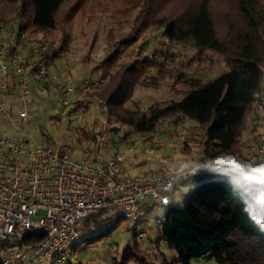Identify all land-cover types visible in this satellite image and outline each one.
Masks as SVG:
<instances>
[{
	"label": "trees",
	"instance_id": "1",
	"mask_svg": "<svg viewBox=\"0 0 264 264\" xmlns=\"http://www.w3.org/2000/svg\"><path fill=\"white\" fill-rule=\"evenodd\" d=\"M25 1L27 5H31V11L27 18H24L25 9L21 10L17 16L20 22L17 23L14 39L8 37L11 42L8 59L9 80L12 84L17 78L15 58L22 57L27 61L37 54L50 50L51 55L46 59V67L50 74H55L54 62L62 58L69 42V36L65 34L57 42L45 40L23 57L20 50L26 40L22 35L32 38L39 34L46 37L53 33L57 28L56 15L62 4L68 0ZM231 1L242 25L230 24L225 41H220L216 36L208 0L198 2L182 18L167 20L163 17L153 20V24L163 29L169 42H190L197 50L215 52L225 60L229 68L227 72L203 84L196 81L189 82V90L179 101H170L164 106L150 108L148 111L140 109L134 102L131 108L128 107L135 88L140 87L144 82L145 74L156 68V64L148 59L123 67L109 76L108 82L98 89H90L83 94L70 97L69 105L80 110L86 109L92 101L98 100L105 118V122L94 124L89 135L84 134L79 137L80 142L87 143L90 147L83 150V159L78 161L90 163L98 156L103 160L123 156L120 172L123 176H133L130 175V168L124 165L123 154H119L117 150L110 157L106 152L103 153L102 148L106 138L110 134H117L123 127L139 134L143 141H150L154 136L151 132L161 119L181 114L203 131L201 140L196 144L199 155L206 157L211 163L226 165L231 161L228 155L233 154L249 164L250 159L255 156L247 149L258 144L260 132V121L256 116L252 121V128H249L250 144L240 141L242 132L246 129L247 113L250 109L253 110L256 99L264 93V13L259 6V0ZM116 55L117 53L111 54L109 61L102 64L101 68L96 67L97 70L101 69L104 72H102V80L105 79L106 68L110 67ZM26 66V62L22 63L23 68ZM36 79L43 83L42 90L45 95L33 92L31 89L33 100L30 112L33 111V103L36 100L48 99L50 89L62 102V91L70 87V85H57V80L45 82L39 77ZM85 81L94 82L91 79H82L73 86H82ZM111 122L114 126H109ZM176 123L170 122L168 126L175 127L178 124ZM166 133L167 130L163 134ZM103 136L105 139L102 141ZM120 140L125 143L127 136ZM190 143L195 144L188 139L183 154L193 152V155L180 167L167 171L157 168L134 175L172 174L188 168L195 160V150ZM43 145L52 149L48 143ZM55 152L71 155L65 147H60ZM252 167L258 166L255 164ZM199 190H202V193L198 194ZM206 194L211 196V199L201 202L199 199L206 198ZM183 196L184 202L181 208L170 207L173 201L167 207L169 209L164 216L163 229L159 235L155 234L157 243L162 241L176 252V263L190 264L193 259L209 256L216 264H264V216L262 220L255 218L247 194L229 173L222 171L217 175L201 174L188 185ZM121 222L127 221L112 216L106 209L89 214L81 225L80 244L92 245L99 238L108 236ZM94 229H100V234L91 236ZM131 234L133 246H128L123 251L120 264L130 262L151 264V259H146L138 247L140 240L132 230ZM113 264H117L116 261ZM163 264L173 263L164 260Z\"/></svg>",
	"mask_w": 264,
	"mask_h": 264
},
{
	"label": "rangeland",
	"instance_id": "2",
	"mask_svg": "<svg viewBox=\"0 0 264 264\" xmlns=\"http://www.w3.org/2000/svg\"><path fill=\"white\" fill-rule=\"evenodd\" d=\"M198 2L201 0H68L62 4L56 15V30L46 37L39 34L29 38L25 35L23 38L26 42L20 50L21 55L27 56L45 40L57 42L64 34L68 35L67 51L62 54L61 59L55 61L57 67L54 75L57 76L56 84L60 86H73L82 79H91L104 86L109 76L123 67L145 59L152 60L156 68L145 74L144 82L135 88L131 104L128 105L131 108L134 102L140 109L148 111L150 108L164 106L170 101H179L189 90V82L203 84L229 69L225 60L217 53L197 50L190 42H169L163 29L153 24V20L163 17L167 20L182 18ZM259 6L264 13V0H259ZM208 7L216 36L220 41L227 38L230 24L242 25L231 0H208ZM23 8L24 18H27L31 5H27L25 0H0V23L10 25L16 21L20 22L17 16ZM116 53L110 67L106 68L105 79L102 80L104 72L96 67L101 68L102 64L109 61L111 54ZM70 101L69 97L68 103ZM98 102L92 101L84 110L75 109L70 104L63 112L61 99L50 89L48 99H38L33 103L30 124L24 131L13 127L0 115V136L7 133L20 139L25 138L32 146L48 143L54 151L65 147L73 158L82 160L83 150L90 146L80 142L79 137L89 135L96 122L97 125L105 122ZM254 120L255 114L250 109L246 116V129L242 132L241 143L250 144L249 128H252ZM172 122H177V126L169 127L170 122L166 123L150 141H143L139 134L122 127L117 134H110L106 138L102 151L109 157L116 150L123 154L124 165L130 168V175L157 168L167 171L180 167L193 155V152L183 154L188 139L195 143H190L195 150L194 158L199 155L196 144L201 140L203 131L198 125L187 120ZM111 125L114 126L113 122L109 126ZM95 129L97 130V127ZM166 130L167 133L163 134ZM124 136H127V141L122 143L120 139ZM131 146L133 150L128 152L127 148ZM246 165L253 168L249 164ZM187 188L188 186L175 191L170 207H182L183 195ZM200 193L202 190L198 191V194ZM210 199L211 196L206 194V198L199 200L204 202ZM168 209H160L151 216L162 218ZM99 234L100 229H94L91 236ZM157 240L156 235L149 232L148 237L139 241L138 247L144 257L150 258L151 264H163L164 260L178 264L176 252L162 241L157 243ZM128 246H133L131 230L127 222H121L108 236L99 238L92 245L79 244L75 264H113L114 261L120 264L122 253ZM190 264L216 263L209 256H203L191 260Z\"/></svg>",
	"mask_w": 264,
	"mask_h": 264
},
{
	"label": "built area",
	"instance_id": "3",
	"mask_svg": "<svg viewBox=\"0 0 264 264\" xmlns=\"http://www.w3.org/2000/svg\"><path fill=\"white\" fill-rule=\"evenodd\" d=\"M17 21L0 23V115L13 127L24 131L30 124L31 88L27 73L45 82H54L46 59L51 51L24 61L15 58L16 80H9L11 42L8 39ZM25 37V34L22 35ZM26 62L27 66L22 67ZM100 82L85 81L62 91L63 112L69 97L98 89ZM253 112L260 121L258 144L248 147L259 162L249 168L243 159L229 154L230 163H211L196 156L186 169L172 174L123 176V156L86 163L68 153L59 154L43 144L29 145L25 138L3 133L0 136V264H75L83 220L91 213L108 210L127 221L142 241L149 232L159 235L164 217L151 216L167 208L173 194L191 184L201 174L229 173L248 196L257 220L264 216V93L256 99ZM173 120H188L181 114L161 119L151 135ZM105 136L101 138L103 141ZM133 147L127 148L130 152Z\"/></svg>",
	"mask_w": 264,
	"mask_h": 264
},
{
	"label": "crops",
	"instance_id": "4",
	"mask_svg": "<svg viewBox=\"0 0 264 264\" xmlns=\"http://www.w3.org/2000/svg\"><path fill=\"white\" fill-rule=\"evenodd\" d=\"M16 28H17V25L12 29V32L10 34V36L12 37L11 39L13 40L14 39V36L16 34ZM34 49V48H33ZM57 67L56 63L54 62V68ZM56 69V68H55ZM52 70V69H51ZM54 72V70H52ZM27 79L29 81V85H30V88L33 90V92H36L38 94H41V95H45V92L42 90L43 89V83L41 81H38L36 79V77L32 76L29 72L27 73ZM0 86H1V80H0ZM259 165V162L256 160L255 157H252L249 161V165L252 166V165ZM127 168V167H126Z\"/></svg>",
	"mask_w": 264,
	"mask_h": 264
}]
</instances>
